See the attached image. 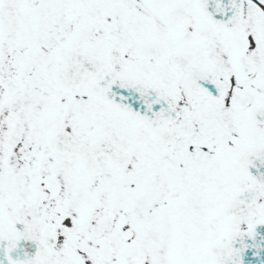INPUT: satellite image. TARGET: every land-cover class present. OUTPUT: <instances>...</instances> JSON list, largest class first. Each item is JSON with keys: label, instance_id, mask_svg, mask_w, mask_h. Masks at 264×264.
<instances>
[{"label": "snow or ice", "instance_id": "1", "mask_svg": "<svg viewBox=\"0 0 264 264\" xmlns=\"http://www.w3.org/2000/svg\"><path fill=\"white\" fill-rule=\"evenodd\" d=\"M0 264H264V0H0Z\"/></svg>", "mask_w": 264, "mask_h": 264}]
</instances>
